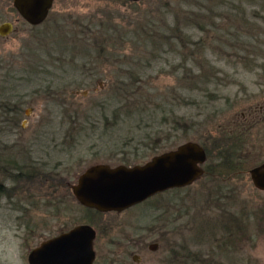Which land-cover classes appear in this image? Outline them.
Here are the masks:
<instances>
[{"label": "rangeland", "instance_id": "obj_1", "mask_svg": "<svg viewBox=\"0 0 264 264\" xmlns=\"http://www.w3.org/2000/svg\"><path fill=\"white\" fill-rule=\"evenodd\" d=\"M6 23L0 264H29L81 224L97 230L95 264H264L250 175L264 163V0H55L39 25L0 0ZM187 142L212 153L189 186L121 211L73 194L92 165H144Z\"/></svg>", "mask_w": 264, "mask_h": 264}, {"label": "water", "instance_id": "obj_2", "mask_svg": "<svg viewBox=\"0 0 264 264\" xmlns=\"http://www.w3.org/2000/svg\"><path fill=\"white\" fill-rule=\"evenodd\" d=\"M55 0H13L19 14L32 25L45 21ZM137 1V0H131ZM11 24L0 26L7 35ZM207 160L203 146L193 142L155 156L144 165L111 167L95 164L79 177L72 191L79 203L99 211H120L173 188L193 184L203 173ZM254 185L264 190V163L252 168ZM96 230L81 224L43 241L28 255L29 264H94ZM156 245H151L155 249Z\"/></svg>", "mask_w": 264, "mask_h": 264}, {"label": "trees", "instance_id": "obj_3", "mask_svg": "<svg viewBox=\"0 0 264 264\" xmlns=\"http://www.w3.org/2000/svg\"><path fill=\"white\" fill-rule=\"evenodd\" d=\"M18 107V106H17ZM19 108V107H18ZM17 108V109H18ZM187 127L190 129V128H192L193 127V124H187ZM205 146V145H204ZM206 148V150H207V152H209V153H211L209 150H208V148H207V146L205 147ZM231 151L232 152H235V153H237V149L235 148V147H233V148H231ZM212 154V153H211ZM211 154H210V156H211ZM225 156H223V158H224ZM236 159V158H235ZM230 160V161H226V160H224V161H222V162H224L223 163V165L225 164V165H227V166H229V167H232L234 164H235V162H236V160ZM22 174L21 173H19V174H16V175H13V176H16V178L18 179V180H21V179H19V178H22V176H21ZM13 178H15V177H13ZM15 178V179H16ZM24 179V178H23ZM27 179V178H26ZM2 191V188L0 187V192ZM97 211V210H96Z\"/></svg>", "mask_w": 264, "mask_h": 264}, {"label": "flooded vegetation", "instance_id": "obj_4", "mask_svg": "<svg viewBox=\"0 0 264 264\" xmlns=\"http://www.w3.org/2000/svg\"><path fill=\"white\" fill-rule=\"evenodd\" d=\"M97 239V238H96ZM95 242H96V240H95ZM95 262H96V259H95ZM95 264V263H94Z\"/></svg>", "mask_w": 264, "mask_h": 264}]
</instances>
